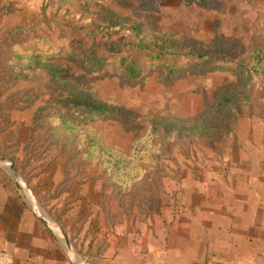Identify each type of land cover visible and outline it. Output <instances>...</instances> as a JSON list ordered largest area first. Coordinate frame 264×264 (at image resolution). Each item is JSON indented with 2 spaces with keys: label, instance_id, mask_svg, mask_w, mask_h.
<instances>
[{
  "label": "rangeland",
  "instance_id": "rangeland-1",
  "mask_svg": "<svg viewBox=\"0 0 264 264\" xmlns=\"http://www.w3.org/2000/svg\"><path fill=\"white\" fill-rule=\"evenodd\" d=\"M77 1L0 0V175L11 176L19 197L69 243L72 264H106L103 225L173 212L203 220L208 210L213 223L214 211L229 204L233 162L263 158L264 80L244 85L231 72L201 71L165 83L158 70L117 79L113 68L87 72L65 59L67 45L83 22L108 10L178 41L174 56L243 61L264 51V0ZM37 37L67 43L49 62L65 72L59 79L30 56L44 43ZM84 93L114 112L86 115L63 99Z\"/></svg>",
  "mask_w": 264,
  "mask_h": 264
},
{
  "label": "crops",
  "instance_id": "crops-1",
  "mask_svg": "<svg viewBox=\"0 0 264 264\" xmlns=\"http://www.w3.org/2000/svg\"><path fill=\"white\" fill-rule=\"evenodd\" d=\"M260 147L264 154V144ZM234 162L229 204L214 211L213 223L208 210L201 213L203 220L173 212L152 222L124 219L111 228L103 225L98 236L107 239L106 264H264V155ZM15 186L11 176L0 175V264H72L71 247ZM184 220L188 223L181 224Z\"/></svg>",
  "mask_w": 264,
  "mask_h": 264
},
{
  "label": "trees",
  "instance_id": "trees-1",
  "mask_svg": "<svg viewBox=\"0 0 264 264\" xmlns=\"http://www.w3.org/2000/svg\"><path fill=\"white\" fill-rule=\"evenodd\" d=\"M71 3H77V0H65ZM105 3H111L112 0H94ZM188 3L201 4L202 1L188 0ZM98 14V12H91ZM97 18V17H96ZM100 21L92 19L91 23L83 22L75 39L76 44L52 43L45 37H37V41H42L38 45L39 49L30 56L35 58L37 68L49 70L51 77L59 79L65 72L49 64L60 47L67 45L70 53L64 56L65 59H76L83 71L97 73L104 67L113 68L115 75L112 77L126 78L127 80H141L147 77L145 71H162L167 77L165 83L174 81L186 74H196L204 71L211 72H231L240 80L242 84L252 85L256 80H264V51L255 50L245 60L229 59L227 53L221 55H206L200 52L192 51L188 55L179 54L181 50L178 41L165 39L164 35L157 36L156 33L143 29L141 24L132 22L129 18L112 14L111 11L103 10L99 16ZM97 21V22H96ZM20 35L21 27L18 26ZM117 34V39L111 40V32ZM122 47H130L131 52L126 53ZM18 46L15 48L17 49ZM73 48L78 49L75 53ZM32 49V48H31ZM29 51V49H28ZM134 51V52H133ZM195 60H199L196 62ZM46 63V64H45ZM49 64V65H47ZM59 77V78H58ZM64 101L72 103L77 112L91 115L102 116L114 112L113 109L105 104L93 99L92 96L84 93L75 95L73 99L63 97ZM231 98L224 97L222 102L229 104Z\"/></svg>",
  "mask_w": 264,
  "mask_h": 264
},
{
  "label": "water",
  "instance_id": "water-1",
  "mask_svg": "<svg viewBox=\"0 0 264 264\" xmlns=\"http://www.w3.org/2000/svg\"><path fill=\"white\" fill-rule=\"evenodd\" d=\"M42 222H43L47 227H49L50 229H52V228L50 227V225H49L46 221L42 220ZM67 244L69 245L68 242H67Z\"/></svg>",
  "mask_w": 264,
  "mask_h": 264
},
{
  "label": "built area",
  "instance_id": "built-area-1",
  "mask_svg": "<svg viewBox=\"0 0 264 264\" xmlns=\"http://www.w3.org/2000/svg\"><path fill=\"white\" fill-rule=\"evenodd\" d=\"M1 259L4 260V257H2Z\"/></svg>",
  "mask_w": 264,
  "mask_h": 264
}]
</instances>
